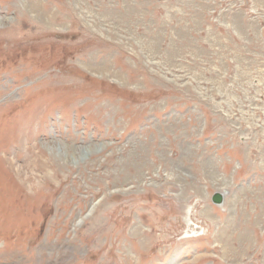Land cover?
<instances>
[{"label": "rangeland", "instance_id": "1", "mask_svg": "<svg viewBox=\"0 0 264 264\" xmlns=\"http://www.w3.org/2000/svg\"><path fill=\"white\" fill-rule=\"evenodd\" d=\"M0 264H264V0H0Z\"/></svg>", "mask_w": 264, "mask_h": 264}, {"label": "bare ground", "instance_id": "2", "mask_svg": "<svg viewBox=\"0 0 264 264\" xmlns=\"http://www.w3.org/2000/svg\"><path fill=\"white\" fill-rule=\"evenodd\" d=\"M96 71L98 72H107L108 69L104 68V67H99V69L97 68ZM25 152H26V155L29 157V160L31 159V157L34 156V152L33 150L35 149V145L33 143L30 144V142L27 141L26 145H25ZM223 196H224V193L223 192H220Z\"/></svg>", "mask_w": 264, "mask_h": 264}, {"label": "water", "instance_id": "3", "mask_svg": "<svg viewBox=\"0 0 264 264\" xmlns=\"http://www.w3.org/2000/svg\"><path fill=\"white\" fill-rule=\"evenodd\" d=\"M224 196L220 192H216L212 196V201L216 204H221L223 202Z\"/></svg>", "mask_w": 264, "mask_h": 264}]
</instances>
